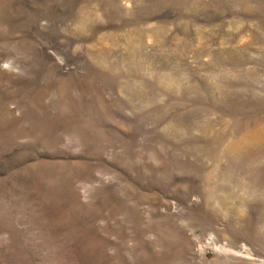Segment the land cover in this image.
<instances>
[{
    "label": "rangeland",
    "instance_id": "374dc122",
    "mask_svg": "<svg viewBox=\"0 0 264 264\" xmlns=\"http://www.w3.org/2000/svg\"><path fill=\"white\" fill-rule=\"evenodd\" d=\"M0 264H264V0H0Z\"/></svg>",
    "mask_w": 264,
    "mask_h": 264
}]
</instances>
